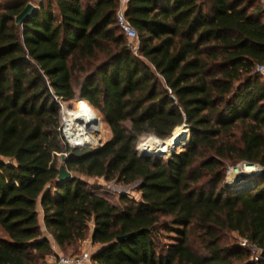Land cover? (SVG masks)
<instances>
[{
  "label": "trees",
  "instance_id": "trees-1",
  "mask_svg": "<svg viewBox=\"0 0 264 264\" xmlns=\"http://www.w3.org/2000/svg\"><path fill=\"white\" fill-rule=\"evenodd\" d=\"M29 1L0 0V264H43L52 243L72 253L87 238L97 264H264L229 237L264 251L257 1L128 0L135 55L115 25L117 0H42L15 26ZM63 101L97 112L107 141L67 144ZM181 124V151L137 153L138 140L166 141ZM238 163L261 171L226 185V167ZM59 165L70 179L56 181ZM89 178L134 185L138 201L119 196L116 206Z\"/></svg>",
  "mask_w": 264,
  "mask_h": 264
},
{
  "label": "rangeland",
  "instance_id": "rangeland-1",
  "mask_svg": "<svg viewBox=\"0 0 264 264\" xmlns=\"http://www.w3.org/2000/svg\"><path fill=\"white\" fill-rule=\"evenodd\" d=\"M67 102H71V101H63V102H61V105H62L61 111L59 109V118H60V115L62 114L63 124H64V118H65V116H67V115H69L71 113H74L77 110V108L79 107V105H76V104L73 105L72 107L63 106ZM93 113L95 114V116L99 120L100 132H99V138H98V140L100 139L101 133H102L103 136H104V140L101 142V144H103L105 141H107V139L109 137V132H108V129H107L106 125L102 121L101 117L97 114V112H95L93 110ZM90 125H91V128L94 129V131L96 133V138H97L99 126L97 124V127H96V123H95L94 117H93V120H91ZM63 131H64V129H63ZM183 131H184V128L179 129L177 131L178 133H176L177 136L175 135L174 138H173V140L176 139L177 142H178V144L175 147V149L173 150V152H179V151H181L182 150V146L184 145L185 141L187 140V133L185 134L186 136L181 135L182 134L181 132H183ZM147 138L148 137H146V138L143 137L142 139H140V140L137 141V144H136V151H137V153L139 151H141V150L145 151L141 147L140 144H141L142 141H145ZM173 140L167 142V144H168L167 145V150H166L165 153H163L164 155H162L160 157H162L164 159L167 158V157H169V153H170V151L172 149L171 144H172V141ZM157 142H158V140H157ZM93 144H95V143L93 142ZM70 145H71V143H70ZM72 145H74V144H72ZM80 146L91 147V146H94V145H80ZM155 150H156V148L153 151H155ZM240 164L241 163L236 164V165H239V166H236V167H238V169L240 171L239 173L241 174L242 178L244 179V178H246L245 177L246 174H244V172L241 171V169H243L244 165L242 166V164L241 165ZM227 169L230 170V169H232V167L230 165H228L226 167L225 171ZM228 170H227V172L229 173ZM225 177H227L228 180L230 179L229 176H227V174H225V172H224L223 182H225L224 181L225 180ZM247 178H249V177H247ZM85 180L90 184V187H91L92 191L96 195H99V196L105 198L107 201H109L110 203H112V204H114L116 206H119V204H118V197L119 196H126L127 198H130V199H132L134 201H138L139 196H138V193L134 190V185H130V186H127V187H120V186H117V185L113 184L112 182L103 181L101 178H89V179H85ZM233 185H236V184H233ZM0 237L1 238H6L5 233L1 229H0ZM229 237H231V239H233V241L235 243H237V239L238 238H236V236L234 234H229ZM85 241L86 240H83L82 242H80V244L78 245L77 249L74 252H72V253L69 252V251L60 252V251L57 250V252H54L52 255L46 257L45 260H44V262H43V264L48 259H51L52 257H56L57 255H65V256H67V255H70V254L78 253L81 250H87L88 252H90V250H92V249H90L87 246V244H86ZM163 242H165V240Z\"/></svg>",
  "mask_w": 264,
  "mask_h": 264
},
{
  "label": "built area",
  "instance_id": "built-area-1",
  "mask_svg": "<svg viewBox=\"0 0 264 264\" xmlns=\"http://www.w3.org/2000/svg\"><path fill=\"white\" fill-rule=\"evenodd\" d=\"M128 0H117V6L116 10L114 13V21L117 29L119 32L122 34L124 37L125 41L127 42V47L128 49L135 55L136 49H137V34L134 30V28L130 25L129 21L126 19L124 16V9L125 5ZM261 11L264 13V0H256ZM254 72L263 75L264 74V63L263 64H258L254 66ZM59 109L61 111V102L58 103ZM63 120H62V114L60 115V133L63 138V140L70 145L68 142L64 131H63ZM72 145V144H71ZM80 145H87V144H78V145H72V146H80ZM100 145V144H99ZM98 146V145H96ZM96 146H91V147H96ZM243 164V163H241ZM240 164V165H241ZM233 166H239V165H233ZM232 167V166H231ZM259 167V166H258ZM228 170V169H227ZM227 170L225 171V174H227ZM261 171V168L259 167L258 171L252 175L255 176ZM252 176H245L247 177H252ZM226 185H233V182H230V180L225 177L224 180ZM237 244L240 247L246 248L251 256L257 257L258 254L260 253L259 249L255 247L253 244L249 243L245 238H238L237 239ZM44 264H97L90 258V253L87 250H81L78 253L75 254H70V255H57L56 257H52L51 259H48Z\"/></svg>",
  "mask_w": 264,
  "mask_h": 264
},
{
  "label": "bare ground",
  "instance_id": "bare-ground-1",
  "mask_svg": "<svg viewBox=\"0 0 264 264\" xmlns=\"http://www.w3.org/2000/svg\"><path fill=\"white\" fill-rule=\"evenodd\" d=\"M91 120H93L92 111L86 106H81L77 108V110L74 113L65 116L63 129L68 142L74 145L87 144V145L95 146L100 140V139L98 140L100 129L98 128V135L96 138V133L94 129L91 128L90 125ZM97 124L99 126L98 119H97ZM176 133H174L172 138L166 140L164 143L173 140ZM157 140L158 139H156L155 137L150 136L145 141H142L140 145L146 152L153 151L155 148L157 149L158 145L160 144V142L159 141L157 142ZM93 142L95 144H93ZM243 165L244 167L243 169H241V171H243L244 174H246L245 176H252L259 169V167L254 164L243 163L242 166ZM228 171L229 173L227 172V176H229L230 182L232 181L233 184H239L244 182L241 174L239 173L240 171L238 167L236 166L232 167V169Z\"/></svg>",
  "mask_w": 264,
  "mask_h": 264
},
{
  "label": "water",
  "instance_id": "water-1",
  "mask_svg": "<svg viewBox=\"0 0 264 264\" xmlns=\"http://www.w3.org/2000/svg\"><path fill=\"white\" fill-rule=\"evenodd\" d=\"M42 0H31L29 2H26L24 4V6L21 8V10L13 17V23L15 26H19L21 23H23L36 9H37V4L40 3ZM35 3V5L33 4ZM171 99H173V97L171 96L170 97ZM177 127H183L184 130H185V133H187V128L185 127L184 124H181ZM176 128V127H175ZM174 128V129H175ZM173 129V130H174ZM172 130V131H173ZM172 133V132H171ZM159 142L162 144L165 142V140H159ZM178 142L177 140H173L172 141V144H171V151L169 153V155H171L173 153V150L175 149V147L177 146ZM100 146V145H98ZM96 146V147H98ZM95 148V147H94ZM138 154L140 156H143V155H157V156H162L164 155L163 153L159 152V151H139ZM59 160L62 162L64 160V157L62 154L59 155ZM232 167H235V166H232ZM71 178V174L65 170V168L63 167V165H59L58 168H57V174H56V181L57 182H62V181H65V180H68ZM131 234H125V235H122V236H118L115 238V241L117 242H120V241H123V240H126L130 237ZM264 257V251H261L259 253V258H263Z\"/></svg>",
  "mask_w": 264,
  "mask_h": 264
},
{
  "label": "crops",
  "instance_id": "crops-1",
  "mask_svg": "<svg viewBox=\"0 0 264 264\" xmlns=\"http://www.w3.org/2000/svg\"><path fill=\"white\" fill-rule=\"evenodd\" d=\"M33 4L35 5V3H33ZM85 181H86V180H85ZM35 209H36V212H37V220H38L39 226H40L42 232L45 234V232H44V230H43V225H42V222H41V210H40V207H39L38 203L36 204ZM45 235H46V234H45ZM85 242H86L87 246H88L90 249H92V250H90V252H89L90 254L93 253L95 250L98 249V247L90 245L89 238H87ZM51 249H52L53 253H54V252H57V248H56V246H55L53 243H52Z\"/></svg>",
  "mask_w": 264,
  "mask_h": 264
}]
</instances>
